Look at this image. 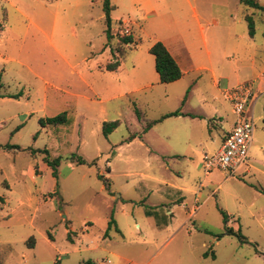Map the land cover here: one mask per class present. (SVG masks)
<instances>
[{"label": "rangeland", "instance_id": "1", "mask_svg": "<svg viewBox=\"0 0 264 264\" xmlns=\"http://www.w3.org/2000/svg\"><path fill=\"white\" fill-rule=\"evenodd\" d=\"M103 3L0 0V264H264V75L250 113L251 169L206 177L203 168L217 146L213 118L235 120L224 92L264 69V27L257 19L251 38L244 19L254 10L239 0H110L108 41ZM128 35L134 42L122 44ZM157 42L178 50L180 80L161 83ZM116 60V72L105 70ZM64 111L67 124L40 125ZM117 120L106 137L103 123ZM46 156L62 158L58 177ZM147 207L159 216L172 207L173 225L157 228ZM219 209L251 243L205 233L224 231ZM112 212L121 233L105 239Z\"/></svg>", "mask_w": 264, "mask_h": 264}, {"label": "trees", "instance_id": "2", "mask_svg": "<svg viewBox=\"0 0 264 264\" xmlns=\"http://www.w3.org/2000/svg\"><path fill=\"white\" fill-rule=\"evenodd\" d=\"M239 2L243 6L254 10L253 13H247L244 16V19L248 25V34L251 38H254L257 32V22H256L257 19L262 23L264 27V19L261 18V14H264V5H262L259 2V0H239ZM103 10L105 12V24H106L105 34H106L108 41H110L113 38L112 18H111L112 5L110 3V0H104ZM2 28H3V23L0 22V30H2ZM263 37H264V28H263ZM133 42H134V38L131 35L124 36L121 39V43L125 45L131 44ZM150 52L155 58V69H156V72L159 74L161 83H165V84L173 83V82L180 80L183 77L184 73L180 65L175 60V58L172 56V54L167 49L164 43L162 42L155 43L153 47L151 48ZM119 66H120V61L116 60L111 63H108L105 67V70L110 71V72H116ZM19 96L20 95L13 96V98H18ZM134 110H135L137 117L141 119L142 115H141V111L139 110V108L135 106ZM179 115H181V112L176 111V112L168 113L162 116L160 119L150 121L147 123L144 132L150 130L154 125L161 123L163 120L169 117L179 116ZM189 116L194 117L193 115H189ZM68 121H69V113L68 111H64L56 116L41 118L40 125L43 128L48 127V126L56 127V126L67 124ZM119 125H120L119 120L106 121L103 123L102 132L106 137H108L119 127ZM136 137L137 136H132L130 139L133 140ZM6 148L11 149V150L20 149L18 146H15V145H7ZM42 152L47 154L48 151L44 150ZM68 159L71 160L72 163L86 164V160L84 159V157L77 155V154H72ZM44 160L48 164V166H50L53 169V175L55 177H58V167L60 165L62 158L58 157V158L51 160L48 156H46ZM259 190L264 194V189H259ZM0 202L1 203L4 202V198L1 196H0ZM219 210L223 217L224 231L222 233L215 234L212 231L205 230V233L212 235L217 240L222 239L224 236H233L238 240V242L241 245L251 243L249 239L245 235H243L241 228H239L238 230H235L233 227L228 226L230 222L229 215L224 210L222 209H219ZM112 230L115 231L116 233H121L118 227L117 221L114 218L113 212L111 214L106 230L104 232L105 239L110 238V232ZM256 253H260V252L256 250ZM212 255L214 258L216 257L214 252ZM204 257L205 258L209 257V253L206 252L204 254ZM83 264H95V263L89 260V261L84 262Z\"/></svg>", "mask_w": 264, "mask_h": 264}, {"label": "built area", "instance_id": "3", "mask_svg": "<svg viewBox=\"0 0 264 264\" xmlns=\"http://www.w3.org/2000/svg\"><path fill=\"white\" fill-rule=\"evenodd\" d=\"M253 95L250 83L234 86L224 92L225 99L232 106L235 125L219 151L204 155L203 168L206 174L215 169L234 174L247 162L256 128L248 110Z\"/></svg>", "mask_w": 264, "mask_h": 264}, {"label": "crops", "instance_id": "4", "mask_svg": "<svg viewBox=\"0 0 264 264\" xmlns=\"http://www.w3.org/2000/svg\"><path fill=\"white\" fill-rule=\"evenodd\" d=\"M166 46V45H165ZM167 47V46H166ZM167 49L170 51V53L172 54V56L175 58V60L178 62V64L180 65V67H181V69H182V67H183V65H182V63L178 60V58H177V55L175 54V51L177 50L176 49V47H175V50H173L172 49V47H171V45H169V47H167ZM178 51V50H177ZM183 55V54H182ZM252 64H254V62L252 63ZM183 71V70H182ZM257 71H259V74L255 77V78H253L252 80H249L248 82H245V83H250L252 86H253V91H254V95H253V98H252V100H251V102H250V104H249V107H248V110H249V113H252L253 112V103H254V98H255V96H256V92L259 90V91H262L263 89H262V86H263V80H262V77H263V75H264V69H258ZM184 73V72H183ZM184 76V75H183ZM243 84V83H242ZM240 85V84H239ZM252 110V111H251ZM233 113V112H232ZM192 115V114H191ZM193 116L194 117H197L198 115H194L193 114ZM194 117H192V118H194ZM214 120H215V125H214V127L213 128H211L212 129V131H210V138L212 139V143L213 144H216L217 146H216V148H214V153H216L217 151H219L220 149H221V147H222V145H223V143H224V141H225V139L227 138V136L232 132V130H233V128H234V125H235V120L234 121H232L231 123H229V122H226V119L223 117V116H221V115H218V116H215L214 118H213ZM225 122V123H224ZM225 124V125H224ZM213 130L214 131H216V132H213ZM249 159V158H248ZM247 166V168H245V173H248L249 172V170L251 169V167H252V165H250L249 163H248V160H247V162L242 166V167H240L238 170H237V172L236 173H234V174H237L238 172H240L244 167H246ZM215 170H218V169H215ZM215 170H213L212 172H210V173H208V174H206L205 173V171H204V173H205V176L206 177H209L210 175H211V173H213ZM222 171V170H221ZM228 174H230V175H234V174H231V173H228ZM228 180H230V177H226V179L224 180V182H223V184L226 182V181H228ZM222 185V184H221ZM221 185H219L218 187L220 188V187H222ZM202 187H204L203 186V183H202V181H201V183L199 184V186L197 187V190H196V192L200 195V199H201V197H202V192H201V190H203L202 189ZM259 189H264V188H259ZM259 189H256V192H258V194H261L262 192L259 190ZM177 190H179V191H181V192H183L182 193V195L183 196H185V188H178ZM208 198H210L209 196L207 197V199ZM199 199V200H200ZM206 199V200H207ZM205 200V201H206ZM193 202H195V201H193ZM184 203H186V199L184 200ZM194 206L192 205V209H191V211L190 212H188L189 213V215H188V219H190L192 216H195L196 215V213H197V211L196 210H199V208L201 207V205L199 204V206L197 207V209L195 210L194 208H193ZM153 207H147L146 209H145V214H146V216L147 217H149V218H152L153 220H154V224H155V226L157 227V228H160V229H164V228H169L170 226H172L173 225V218H174V215H175V212H174V210H173V208L171 207V209L170 210H167V212L165 213V215H163L162 213H160V216H159V214H158V211H154V209H152ZM226 212V211H225ZM228 215H229V217H230V222H229V224H228V226H233L235 223H236V220L233 218V216H232V214H230V213H228V212H226ZM174 214V215H173ZM235 221V222H234ZM118 224V223H117ZM137 228H141V225H137ZM217 241H219V240H215V243H218Z\"/></svg>", "mask_w": 264, "mask_h": 264}]
</instances>
